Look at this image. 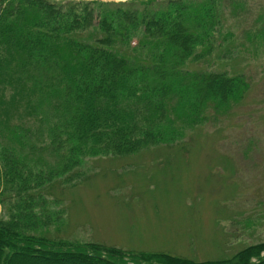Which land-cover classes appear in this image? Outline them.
Masks as SVG:
<instances>
[{"label":"trees","instance_id":"obj_1","mask_svg":"<svg viewBox=\"0 0 264 264\" xmlns=\"http://www.w3.org/2000/svg\"><path fill=\"white\" fill-rule=\"evenodd\" d=\"M217 6V0H0V201L4 193L16 197L11 218H0V264H264V241L228 259L197 262L127 256L23 231L41 221L31 209L33 199L41 200L36 190L78 166L80 157L177 143L184 127L197 128L210 113L215 120L241 102L250 87L243 74L187 66L220 45ZM42 152L53 158L46 172Z\"/></svg>","mask_w":264,"mask_h":264},{"label":"rangeland","instance_id":"obj_2","mask_svg":"<svg viewBox=\"0 0 264 264\" xmlns=\"http://www.w3.org/2000/svg\"><path fill=\"white\" fill-rule=\"evenodd\" d=\"M217 1L221 46L212 43L210 54L187 66L243 74L250 87L241 102L184 127L177 143L80 157L36 190L41 200L31 209L41 221L23 231L197 262L228 259L264 241V0ZM38 156L46 172L53 158ZM15 201L11 192L1 196L0 218H11Z\"/></svg>","mask_w":264,"mask_h":264}]
</instances>
